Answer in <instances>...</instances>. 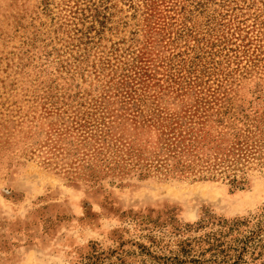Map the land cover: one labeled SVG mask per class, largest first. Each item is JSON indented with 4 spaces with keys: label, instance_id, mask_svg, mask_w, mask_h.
<instances>
[{
    "label": "rangeland",
    "instance_id": "1",
    "mask_svg": "<svg viewBox=\"0 0 264 264\" xmlns=\"http://www.w3.org/2000/svg\"><path fill=\"white\" fill-rule=\"evenodd\" d=\"M0 264H264V0H0Z\"/></svg>",
    "mask_w": 264,
    "mask_h": 264
},
{
    "label": "trees",
    "instance_id": "2",
    "mask_svg": "<svg viewBox=\"0 0 264 264\" xmlns=\"http://www.w3.org/2000/svg\"><path fill=\"white\" fill-rule=\"evenodd\" d=\"M178 163H179V161L177 162V163H175L177 166H179L178 165ZM190 166V165H189ZM237 224H238V222H235V223H233V224H231L230 226H228V228H230V229H232V227H235V226H237ZM214 247V250H220V248H221V245L220 244H218V245H215V246H213ZM226 251L225 250H220L219 251V253H225ZM241 254H239V256H240ZM238 256V257H239Z\"/></svg>",
    "mask_w": 264,
    "mask_h": 264
}]
</instances>
